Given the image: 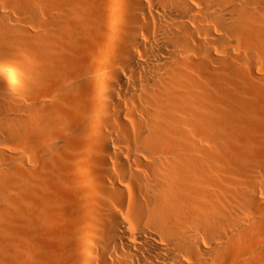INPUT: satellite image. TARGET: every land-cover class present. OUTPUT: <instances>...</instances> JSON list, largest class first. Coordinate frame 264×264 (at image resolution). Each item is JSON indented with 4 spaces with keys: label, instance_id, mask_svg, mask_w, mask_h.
<instances>
[{
    "label": "bare ground",
    "instance_id": "6f19581e",
    "mask_svg": "<svg viewBox=\"0 0 264 264\" xmlns=\"http://www.w3.org/2000/svg\"><path fill=\"white\" fill-rule=\"evenodd\" d=\"M0 264H264V0H0Z\"/></svg>",
    "mask_w": 264,
    "mask_h": 264
},
{
    "label": "rangeland",
    "instance_id": "374dc122",
    "mask_svg": "<svg viewBox=\"0 0 264 264\" xmlns=\"http://www.w3.org/2000/svg\"><path fill=\"white\" fill-rule=\"evenodd\" d=\"M245 43H246V42H244V41L242 42V44H245ZM245 46H246V45H245ZM247 47L250 48L249 46H247ZM243 48H245V47H243ZM248 50H249V49H248Z\"/></svg>",
    "mask_w": 264,
    "mask_h": 264
}]
</instances>
